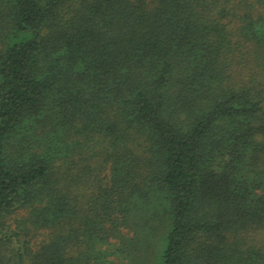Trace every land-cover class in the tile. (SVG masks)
I'll list each match as a JSON object with an SVG mask.
<instances>
[{
  "label": "trees",
  "instance_id": "trees-1",
  "mask_svg": "<svg viewBox=\"0 0 264 264\" xmlns=\"http://www.w3.org/2000/svg\"><path fill=\"white\" fill-rule=\"evenodd\" d=\"M0 264H264V0H0Z\"/></svg>",
  "mask_w": 264,
  "mask_h": 264
}]
</instances>
